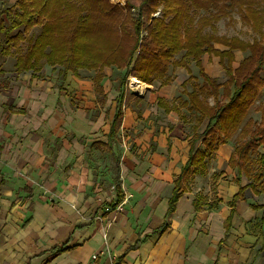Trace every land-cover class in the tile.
Listing matches in <instances>:
<instances>
[{"label":"trees","instance_id":"trees-1","mask_svg":"<svg viewBox=\"0 0 264 264\" xmlns=\"http://www.w3.org/2000/svg\"><path fill=\"white\" fill-rule=\"evenodd\" d=\"M160 7L161 17L153 18ZM136 8L137 16L132 13ZM235 11L246 26L259 34V39L248 43L239 37L215 34V24ZM10 12L8 24L0 19V36L8 38L10 49L20 51L14 65L17 76L32 72L31 78H38L43 62L59 68L64 78L81 70L94 71L95 95L104 105V70L124 71L107 142L102 144L111 153L124 117L126 79L135 78L150 86L160 82L164 87L172 83V67L189 68L192 63L197 67L199 76L191 75L180 86L187 99H179V105L171 107L158 99L165 112L186 109L197 114L198 125L207 124L203 133H195L190 140L189 157L174 179L164 224L154 234L168 229L169 218L192 178L205 175L212 154L233 139L238 140L228 166L236 171L234 183L239 192L231 207L244 199L248 189L254 195L264 193V154L259 150L264 145V106L259 121L249 118L252 107L264 98V0H142L138 7L132 0H16L15 11ZM209 27L213 33L205 31ZM35 28H40V34L32 38L30 33ZM25 42L26 50L22 52ZM236 51L249 55L235 69ZM179 55L181 59L176 60ZM205 55L219 59L227 75L225 82L205 73ZM198 141L203 142L204 149H195ZM221 176L222 173L213 174V185ZM245 178L249 180L247 185ZM117 190L115 206L123 198L120 188ZM219 203L217 198L210 202L200 198L194 201V207L196 211L205 207L211 211ZM66 250L59 248L55 254Z\"/></svg>","mask_w":264,"mask_h":264},{"label":"crops","instance_id":"crops-1","mask_svg":"<svg viewBox=\"0 0 264 264\" xmlns=\"http://www.w3.org/2000/svg\"><path fill=\"white\" fill-rule=\"evenodd\" d=\"M213 59L210 56L203 58L205 73L223 83L226 80L217 74L226 72L219 60ZM240 63L235 60L233 67L238 68ZM185 70L170 73V76L175 74L171 78L172 82H178V87L191 75L199 76L196 66ZM33 80H39V77L29 76L26 81L31 83ZM142 84L150 88V85ZM6 86L3 88H8ZM136 93L141 96L137 101H142L147 91ZM182 111L165 113L175 116ZM122 112L125 116L123 109ZM114 113L108 123V132ZM191 114L194 115L189 112ZM12 115L25 125L16 127L17 133H27L30 128L25 130L26 113L17 111ZM194 117L196 124L193 127L198 128L197 114ZM206 124L201 131L195 129V133H203ZM8 131L6 129L9 147L4 149L0 161V264H264V193L254 195L248 189L244 199L232 208L231 202L238 194L239 186L233 179L228 184L229 193L221 192L224 184L218 186V183L226 174H222L216 184L219 191L215 186V195L212 193L213 198L220 201L217 209L209 211L205 207L196 211L195 200L207 198L210 202L212 199L200 194V189L190 190L188 186L169 218L168 229L163 234H154L164 224L173 182L188 160L190 141L185 161L177 170L173 167L178 160L173 159L178 140L171 146L170 153L164 141L147 161L136 162L132 158L126 174L133 198L128 201L124 195L122 201L127 203L124 212L117 213L118 195L108 203L105 191H92L93 188L87 185L88 174L84 168L83 171L71 169V177L60 173L69 154L64 149L66 146L58 152L57 161L49 164L42 156L44 147L39 136L33 133L24 141L23 147H14L20 143L10 140L12 134ZM108 132L105 138L94 142L99 150L109 151L102 145L107 142ZM230 143L221 145L227 164L235 148V144ZM195 149H204L203 142L198 141ZM84 161L79 159L78 165L84 164V167ZM72 162L71 156L67 166ZM230 170L235 176L236 171ZM24 176L32 177L40 184H29ZM220 193L225 195L222 197ZM106 207L116 211L105 214ZM99 215L103 216L100 220ZM63 247L67 248L65 252L55 254V250Z\"/></svg>","mask_w":264,"mask_h":264},{"label":"rangeland","instance_id":"rangeland-1","mask_svg":"<svg viewBox=\"0 0 264 264\" xmlns=\"http://www.w3.org/2000/svg\"><path fill=\"white\" fill-rule=\"evenodd\" d=\"M111 2L121 3L122 0H111ZM132 2L138 7L142 0H132ZM15 3L16 0H0V19H3L7 24L10 19V11H15ZM132 13L137 16L139 9L132 10ZM201 14L195 16L196 20ZM159 17H161V7L153 15V18ZM205 31L213 33L210 27ZM39 34L40 28H35L30 33V37L35 38ZM215 34L220 37H239L248 43L253 42L254 39H259V34L246 26L236 11L231 12L230 17L221 19L215 24ZM215 47L226 50L225 47L220 45ZM25 50L26 42L22 44L21 48L22 52H25ZM18 52L20 51H17L14 47L10 49L8 38L0 36V161L3 159L4 149L7 146L9 147L7 139L9 135H7L6 129L9 130V133L11 131L10 140L14 139V142L20 143L17 146L12 143L14 147H23L24 141L29 140V135L36 134L40 137L39 141L43 143L42 156L49 160V164L57 161L58 152L66 146L64 149L69 154L66 156L68 158L61 170H59L60 173L71 177V172H69L71 169L79 168L83 171L84 168L88 174V177L86 176L88 179L87 185L89 184L88 186L93 188L92 191H105L108 203L116 199L118 188H120L122 194L124 193L125 197H129V201L133 196L129 191L130 185L127 182L126 170L127 164L132 158L136 162L147 161L156 153L158 146L163 144L164 141L167 142L166 149L170 153L171 146L175 144V140H178L179 146H176V150H174L176 155L173 159V161L178 160L173 167V170H177L185 161L189 148L188 142L195 133V129L201 131L205 126L204 123L201 126H199L200 124L197 125L198 128L193 127L196 124L195 114L189 115L186 109H182L181 114L183 115L169 116L170 114L165 113L164 109L159 106L157 98H162L168 105H179V99H187L175 80L164 87L161 86L160 82H155L150 88L143 84L147 94L143 96L142 101H137L141 96L136 92H145L133 88L132 84L135 79L128 77L122 108L125 116L122 129L119 130L120 133L115 140L114 154L106 150H99L94 142L106 137L105 133L108 132V123L115 110V99L121 86L124 71L108 68L104 70L105 80L102 85L106 94V101L104 105H101L95 95L94 78L96 74L94 71L81 70L77 75L69 73L64 78L63 72L59 68L53 69L43 62L41 71L38 73L39 80H33L30 83L26 80L32 72L20 76L15 74L14 65ZM234 55H236L235 60L242 62L249 53L236 51ZM208 56L205 55L204 57L207 59ZM180 59L181 55L176 57V60ZM213 60L216 62L219 59L214 57ZM190 66L189 68L172 67L171 72L174 70L177 72L185 69L191 70L195 64L192 63ZM174 75V73L171 74L173 78ZM220 76L223 80H227L225 73L217 74V77ZM6 84L8 88H3ZM210 104L213 105L212 99H210ZM263 106L264 98H260L252 107L249 118L259 121ZM17 111L26 113L25 117L28 119V123L25 130L28 129V126L30 128L27 133L20 135L17 133L18 129L16 127L25 125L12 115L13 112ZM237 140V138L231 140L230 144H236ZM200 148H203V146H200ZM259 150L264 154V145ZM71 156L73 162L67 166L68 159ZM225 156L222 147H218L209 159L206 174L193 177L189 189H200V194H206L213 199L212 193H215V185H213L212 176L215 173H222L226 174V177H222L221 182H224L218 183V186L224 184L221 192L227 195L230 189L228 184L233 181L236 175L234 176V172L228 167L227 159H224ZM32 157L35 158L36 155ZM79 159L85 160L86 165L84 167H82L84 164L78 165ZM72 165L76 166L71 167ZM28 176L24 177H27L25 180L29 184L32 183L37 186L40 184V182ZM244 182L246 184L249 180L245 178ZM218 186H216V191ZM225 194H221V196L223 197ZM49 198L53 201L52 197ZM125 204L127 203H124L121 210L116 211V209L106 207L104 212L105 214L112 212L111 210L117 213L124 212ZM102 217L99 215L98 219L100 220Z\"/></svg>","mask_w":264,"mask_h":264},{"label":"bare ground","instance_id":"bare-ground-1","mask_svg":"<svg viewBox=\"0 0 264 264\" xmlns=\"http://www.w3.org/2000/svg\"><path fill=\"white\" fill-rule=\"evenodd\" d=\"M131 83H132V79H131ZM132 85H133V88L135 87L138 90H141L143 92H146V88L144 87V85L140 81L134 80V82H133ZM133 91H135V90H133Z\"/></svg>","mask_w":264,"mask_h":264},{"label":"built area","instance_id":"built-area-1","mask_svg":"<svg viewBox=\"0 0 264 264\" xmlns=\"http://www.w3.org/2000/svg\"><path fill=\"white\" fill-rule=\"evenodd\" d=\"M139 94V93H138ZM123 199H124V195H123ZM129 197H125V200H128ZM125 202L121 201L116 207H118V210L122 209V206L124 205ZM108 210V209H107ZM95 258V257H94Z\"/></svg>","mask_w":264,"mask_h":264}]
</instances>
